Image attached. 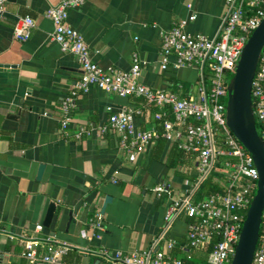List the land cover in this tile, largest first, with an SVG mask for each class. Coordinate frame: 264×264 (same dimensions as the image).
I'll return each mask as SVG.
<instances>
[{
  "label": "crops",
  "instance_id": "0c3cea01",
  "mask_svg": "<svg viewBox=\"0 0 264 264\" xmlns=\"http://www.w3.org/2000/svg\"><path fill=\"white\" fill-rule=\"evenodd\" d=\"M61 0H5L0 17V264H32L22 257L25 239L54 237L71 246L64 264H105L92 252L100 248L142 251L163 226L168 199L154 188L166 185L171 198L192 188L196 159L178 158L166 141H156L128 159L108 118L134 111L137 130L155 129L152 109L137 97H118L90 88L77 97L71 122L61 130V102L80 77L75 57L50 40L46 12ZM225 13L224 0H85L68 12L67 24L81 34L98 66L127 72L135 54L140 84L179 98L196 96L200 72L194 68L161 70L160 35L187 20L191 35L214 37ZM34 26L27 40L13 36L18 19ZM173 57L169 58L170 63ZM87 134L75 138L78 129ZM43 170L39 178V167ZM106 197L111 202L102 213ZM55 206L48 227L44 218ZM98 212L103 229L82 239ZM187 220H176L169 236L184 242ZM36 226L43 230L35 231Z\"/></svg>",
  "mask_w": 264,
  "mask_h": 264
},
{
  "label": "built area",
  "instance_id": "2783aa9c",
  "mask_svg": "<svg viewBox=\"0 0 264 264\" xmlns=\"http://www.w3.org/2000/svg\"><path fill=\"white\" fill-rule=\"evenodd\" d=\"M84 1L61 0L46 12V17L53 24L50 40L62 52L72 54L80 69L79 80L61 102V130L68 128L79 94L94 87L118 97H137L147 105L160 109L169 106L171 109L174 122H164L161 134L155 129L137 130L132 109L120 110L109 116L108 127L119 135L120 145L129 153L130 161H134L138 152L159 137L168 142L178 141L180 149L196 154V177L189 191L173 199L166 185L154 188L157 199L170 202L160 232L146 249L123 252L100 248L92 254L105 264H230L256 189L258 174L251 155L226 126L225 99L241 50L264 17V0H224L225 13L217 34L212 38L185 31L187 22L195 20V14L161 33V70H166L170 64L173 70L194 68L200 72L196 96L186 98L154 91L140 84V62L135 54L133 65L127 72L104 69L94 63L81 34L67 24L68 12L81 7ZM4 3L5 0H0V17ZM33 26L30 17L18 19L13 27L14 38L27 40ZM170 57L174 59L171 63ZM251 98L257 131L264 146V47L252 81ZM163 115L160 111L154 118L160 120ZM189 120L199 124L187 123ZM174 123L181 128H174ZM84 134L87 131L80 128L75 138L79 139ZM217 164L221 167L219 184L223 191L195 201V190ZM180 218L189 220L182 244L169 236L174 222ZM102 229V215L96 212L88 222V230L81 231L80 237L86 240L97 238V232ZM42 230V226L35 227L37 232ZM23 244L21 255L32 264H64L63 258L72 250L70 245L52 236L28 238ZM251 264H264V210Z\"/></svg>",
  "mask_w": 264,
  "mask_h": 264
},
{
  "label": "water",
  "instance_id": "95a60500",
  "mask_svg": "<svg viewBox=\"0 0 264 264\" xmlns=\"http://www.w3.org/2000/svg\"><path fill=\"white\" fill-rule=\"evenodd\" d=\"M264 47V17L252 31L243 46L235 69L227 85L225 99L226 126L233 137L251 155L258 179L254 195L249 204L230 264H251L258 243L264 210V146L257 131L251 98L252 81L256 72L262 48ZM3 117L0 116V126ZM43 165L39 167L40 177ZM111 202L104 199L102 210ZM55 206L50 203L44 218L48 227L54 215Z\"/></svg>",
  "mask_w": 264,
  "mask_h": 264
},
{
  "label": "trees",
  "instance_id": "16d2710c",
  "mask_svg": "<svg viewBox=\"0 0 264 264\" xmlns=\"http://www.w3.org/2000/svg\"><path fill=\"white\" fill-rule=\"evenodd\" d=\"M141 99V98H140ZM143 100V99H142ZM144 101V100H143ZM152 109L153 116L156 113H159L160 111H163L164 115L160 120L155 119V130L161 134L163 132V124L166 121L169 122H174L173 115L171 113V109L169 106H165L163 108H158L154 105H149ZM191 122L193 125H198V121L194 120H189L187 123ZM174 128H181L178 126V124L174 123ZM166 142L165 139L159 137L156 140V144L158 149H161L164 146V143ZM172 146H171V152L176 155V158H178L177 162L171 163L170 166H176L179 165L181 160L185 159L186 160H191V159H196V154L189 152V151H184L178 147V141H171ZM220 159L219 161H221ZM221 170L220 164H217L213 171L210 173V175L202 182L200 185L197 187V189L194 192L193 199L196 201L201 200L204 197L216 194V193H221L223 191V187L219 184V181L221 179V175L219 171ZM189 221V220H187ZM208 251V249H207ZM186 263H193L192 261L185 260Z\"/></svg>",
  "mask_w": 264,
  "mask_h": 264
}]
</instances>
